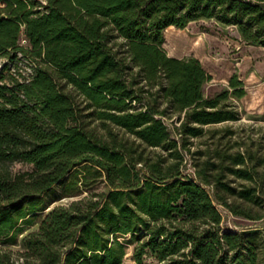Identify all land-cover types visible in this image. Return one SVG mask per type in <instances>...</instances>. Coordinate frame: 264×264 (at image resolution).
Listing matches in <instances>:
<instances>
[{
    "label": "trees",
    "instance_id": "trees-1",
    "mask_svg": "<svg viewBox=\"0 0 264 264\" xmlns=\"http://www.w3.org/2000/svg\"><path fill=\"white\" fill-rule=\"evenodd\" d=\"M197 19L264 47V0H0V54L12 63L0 71V264H122L129 245L135 264H264V227L224 230L217 208L259 220L242 202L264 188L183 171L188 139L238 120L224 102L246 94L231 75L204 97L199 59L167 55L164 29ZM18 53L34 64L28 76ZM248 158L237 153L229 170L253 182L255 169L235 168ZM63 185L78 198L53 205Z\"/></svg>",
    "mask_w": 264,
    "mask_h": 264
},
{
    "label": "rangeland",
    "instance_id": "rangeland-1",
    "mask_svg": "<svg viewBox=\"0 0 264 264\" xmlns=\"http://www.w3.org/2000/svg\"><path fill=\"white\" fill-rule=\"evenodd\" d=\"M163 34V48L168 56L196 57L199 61L201 60V64L211 76L210 80L203 85L204 97H214L229 89L228 80L231 75H236L243 81L246 90L244 97L229 98L224 102L227 109H235L239 113L238 120L204 125L202 135L188 139L186 150L183 152V171L199 184L201 182L198 175L203 171H206L212 180L214 174L222 170L224 181L229 182L236 189L245 185L264 188V47L246 43L235 25L221 24L214 19L192 20L184 28L168 26ZM120 41L116 40L117 43ZM20 43L26 45L24 39H21ZM11 64L4 54H0V71L5 65L10 69ZM18 67L23 75L28 76L33 73L34 64L18 53ZM82 99L81 96H76L77 101L82 102ZM162 107L161 105L160 108ZM169 113L171 118H166L165 121L173 130L179 125V118L176 113ZM182 116L183 114L180 115L181 118ZM86 120H89L88 128L94 129L99 135L103 134L101 122L94 118ZM113 129L118 130L116 127ZM172 137H177V134L173 132ZM237 153H243L246 157L250 156V159L248 158L243 166H235V168L255 169L259 173L255 181L239 179L230 172V167H233L232 159ZM29 168L30 166L21 163L12 164L13 171ZM205 187L210 190L212 186ZM105 189V184L101 182L97 184L95 191L98 193ZM67 194L66 186L63 185L56 187L49 197L56 200ZM76 198L78 196L62 197L54 201L53 205L66 204ZM242 204L251 206L264 214L263 195H259L254 202H242ZM217 208L222 215L224 230L235 232L254 226L262 230L264 227V217L259 220H250L235 216L220 205H217ZM31 229L33 227L28 230ZM18 248L19 246H15L13 249ZM132 250L133 245H129L122 264H135L131 259Z\"/></svg>",
    "mask_w": 264,
    "mask_h": 264
},
{
    "label": "crops",
    "instance_id": "crops-1",
    "mask_svg": "<svg viewBox=\"0 0 264 264\" xmlns=\"http://www.w3.org/2000/svg\"><path fill=\"white\" fill-rule=\"evenodd\" d=\"M201 61V60H200Z\"/></svg>",
    "mask_w": 264,
    "mask_h": 264
}]
</instances>
